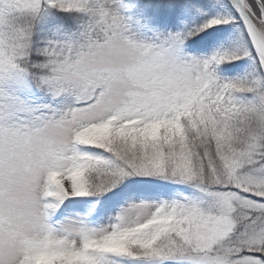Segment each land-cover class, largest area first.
Returning <instances> with one entry per match:
<instances>
[{
  "label": "rangeland",
  "instance_id": "rangeland-1",
  "mask_svg": "<svg viewBox=\"0 0 264 264\" xmlns=\"http://www.w3.org/2000/svg\"><path fill=\"white\" fill-rule=\"evenodd\" d=\"M132 1L0 0V45L11 14L40 13L53 6L87 14L92 22L87 34L63 36V41L48 44L47 66L53 70L44 82L75 95L98 91L94 102L53 119L46 112L48 106L13 94L19 78L7 54L16 51L6 54L0 46V264H37L42 255L51 254L60 264H136L105 250L106 236L115 233L147 241L162 227L177 237L181 250L156 254L145 264H264L256 255H264L261 152L251 151L222 168L216 174L227 181L216 188L201 183L183 162L173 166V178L187 185L191 195L172 196L158 185H147L140 198L123 196L98 221L90 222L71 208L64 209L58 221L49 220L44 201L49 179L59 178L74 195L75 161L67 154L79 123L104 127L114 113L145 121L187 100L205 109L211 106L210 97L200 100L203 93L196 85L202 57L185 52L174 29L149 27L142 16H130ZM247 6L263 22L264 0H248ZM12 27L22 34L20 26ZM261 86L256 92H262ZM258 96L264 102V96ZM262 107L252 112L264 123ZM154 166L158 169L153 173L165 175L163 165Z\"/></svg>",
  "mask_w": 264,
  "mask_h": 264
},
{
  "label": "trees",
  "instance_id": "trees-1",
  "mask_svg": "<svg viewBox=\"0 0 264 264\" xmlns=\"http://www.w3.org/2000/svg\"><path fill=\"white\" fill-rule=\"evenodd\" d=\"M214 1L131 2L127 10L130 16H142L149 27L174 29L182 49L202 57L196 85L203 93L200 100L210 97L211 106L205 109L197 101L187 100L176 109L161 110L145 121L123 119L114 113L104 127L79 123L67 154L75 161L71 178L74 195L68 193L59 178L49 179L44 201L51 222L58 221L66 208L78 209L90 222L98 221L123 196L140 198L147 185H158L172 196L179 192L191 195L187 185L174 179L173 166L183 162L201 183L216 188L227 181L216 174L222 168L227 169L231 162L251 151L264 153V123L260 115L255 117L252 112L263 109L264 102L258 95L264 96V73L228 3ZM14 24L21 27L22 34L15 33ZM91 25L87 14L57 6L40 13L7 16L4 43L0 46L6 54L8 50L16 51L13 56L7 54L19 78L13 94L33 105L48 106L46 112L53 119L94 102L98 91L75 95L53 90L44 82L53 70L47 66L48 44L56 39L63 41V36L87 34ZM258 84L262 85V92H256ZM158 164L164 166L161 169L165 175L153 173ZM106 238L104 249L114 258L136 264H145L156 254L181 250L168 227L156 230L147 241L115 233ZM254 253L257 252H251ZM51 256L42 255L37 264H60Z\"/></svg>",
  "mask_w": 264,
  "mask_h": 264
},
{
  "label": "water",
  "instance_id": "water-1",
  "mask_svg": "<svg viewBox=\"0 0 264 264\" xmlns=\"http://www.w3.org/2000/svg\"><path fill=\"white\" fill-rule=\"evenodd\" d=\"M240 21L250 42L253 53L258 59L264 73V36L259 31L254 19L248 12L247 0H225ZM264 19V16H263ZM264 22V20H263Z\"/></svg>",
  "mask_w": 264,
  "mask_h": 264
},
{
  "label": "bare ground",
  "instance_id": "bare-ground-1",
  "mask_svg": "<svg viewBox=\"0 0 264 264\" xmlns=\"http://www.w3.org/2000/svg\"><path fill=\"white\" fill-rule=\"evenodd\" d=\"M248 12L250 13L251 17L254 19L259 31L264 36V22L256 19V17L252 14V12L248 9Z\"/></svg>",
  "mask_w": 264,
  "mask_h": 264
}]
</instances>
